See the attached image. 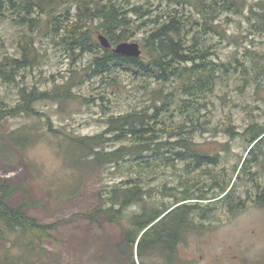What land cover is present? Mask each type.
<instances>
[{
	"label": "rangeland",
	"instance_id": "374dc122",
	"mask_svg": "<svg viewBox=\"0 0 264 264\" xmlns=\"http://www.w3.org/2000/svg\"><path fill=\"white\" fill-rule=\"evenodd\" d=\"M193 1L119 0L124 9L140 6V11L146 10L140 15L127 14L133 28L127 41L137 42L141 56L146 58L142 44L155 27L154 21L164 19L174 10L182 18L197 17ZM235 1L239 10L222 12L214 21L226 30L227 37L220 39L212 34L207 40L214 52L210 58L230 60L231 71L237 67V73L230 74L229 85L217 90L208 107L200 111L198 120L206 124L204 129H196L193 141L198 148L218 152L219 161L198 169L178 159L170 163L156 160L150 168L122 161L117 166L93 165L89 158L81 168L73 165L70 153L64 151V136L50 133L45 117L54 128L72 137L103 134L108 117L131 109L152 113L155 99L160 100L157 101L160 105L164 94L172 92L177 96L178 85L175 82L162 84L119 67L94 75L90 54L76 56L72 61L63 46L51 38L54 33L50 27L28 33L29 43L32 38L35 48L31 54L36 59L17 72L15 82L0 79V97L11 105L16 102L21 86L51 90L68 78H73L71 91L75 95L74 99L62 102H37L39 116L8 119L0 129L4 134L23 125H34L37 129L23 160L11 164L0 162V187L4 184L17 187L10 204H23L28 214L54 227L53 238L45 241L38 253L29 255L34 264H141V261L145 264H264V208L254 201L255 189H251L250 182L242 176L235 185L234 201L238 206L232 211L228 204L214 203L212 198L219 192V187L211 186L213 178L220 179L222 185L234 179L235 165L245 155L249 144L243 134L245 128L251 123L264 125V30L253 26L255 21L249 14L250 7L258 10V4L264 0ZM25 29L16 25L10 15L0 18V61L6 56L21 58L19 45ZM237 60L242 66L237 65ZM243 68L251 77L256 76V81L243 82L238 88L242 83L238 73ZM174 114V122L182 120ZM229 125L230 134L226 132ZM113 134H105L100 145L102 151L131 144V138L117 140ZM156 135L161 153L171 156L173 145L164 141L176 142L178 138L165 131H157ZM4 136L10 141L9 136ZM68 146L71 150L73 145ZM262 150L264 153V145ZM256 168L254 165L251 170ZM263 179L259 174V184ZM134 185L141 189L140 202L159 209L174 204L177 199L180 203L198 204L188 223L191 229L173 252L148 248L143 250L140 259L134 247L130 249L131 260L126 259L121 228L129 227L128 222H110L106 216L94 213L110 202L113 190L122 193ZM201 194L208 199H198ZM140 202L126 208V217L140 211ZM0 250H4L1 244ZM0 264L4 263L0 261Z\"/></svg>",
	"mask_w": 264,
	"mask_h": 264
},
{
	"label": "trees",
	"instance_id": "16d2710c",
	"mask_svg": "<svg viewBox=\"0 0 264 264\" xmlns=\"http://www.w3.org/2000/svg\"><path fill=\"white\" fill-rule=\"evenodd\" d=\"M236 2L194 0L193 7L197 17L191 15L182 18L175 10L168 12L164 19L154 21L155 27L146 36L142 44L147 55L144 58L142 54L132 57L114 53L110 48H101L97 41L99 33L104 34L112 46L127 41L133 33L127 14L145 13L146 10L140 11V6L124 9L119 0H0V18L5 19L10 15L16 25L26 28L19 45L21 58L3 57L0 61V79L7 83L15 82L17 72L36 59L31 54V50L35 48L32 38L29 43L28 33L48 26L54 33L51 38L63 46L72 61L76 56L90 54V68L94 75L119 67L143 78H153L162 84L175 82L178 85L177 96L174 97L172 92L164 94L160 105L157 104L160 100L155 99L152 113L131 109L122 115L108 117V126L103 134L72 137L61 129L54 128L48 117H45L47 130L57 137L64 136V151L70 153L73 165L81 168L88 158L93 165L117 166L122 161L124 164L129 162L131 166L143 168H150L156 160L170 163L177 159L187 161V166L193 169L213 165L219 161V153L198 148L192 135L196 129H204L206 124L205 121L198 120L200 111L208 107L211 96L217 90L229 85L230 74L237 73V67L235 71H231L230 60L211 59L213 47L207 44L212 34L220 39L227 37L226 30L214 21L218 20L222 12L239 10ZM257 9L250 7L249 14L253 15V26L264 30V3H259ZM236 63L242 66L238 60ZM238 74H241L239 79L242 81L237 85L238 88L244 83L248 84V81H256V76L251 77L244 68ZM72 80L73 78H68L51 90L21 86L18 88L16 102L11 105H7L0 97V129L5 120L39 116L40 112L35 106L37 102L74 99ZM174 113L182 120L174 122ZM36 130L34 125H23L5 134L0 130V162L11 164L23 160L25 149L35 137ZM157 131L170 132L178 138L176 142L164 141L173 145L171 156L161 153ZM226 132H232L230 125L226 127ZM112 133V137L117 140L131 138V144L102 151L100 145L106 138L105 134ZM243 134L249 144L245 155L235 165L234 179L225 185L218 178L211 180L212 187H219V192L212 197L215 199L213 202L228 204L230 211L238 206L234 201L235 185L242 176L250 182L251 189H255L254 201L264 208V181L261 184L258 182V175L264 176V125L251 123ZM4 135L9 136L10 141L5 140ZM68 144L73 145L71 150ZM260 154L263 156L260 157ZM254 165L258 168L252 171ZM80 179L78 177V181ZM16 191L17 187L12 185L4 184L0 187V244L4 249L0 250V261L4 264H34V260H29V255L38 253L44 242L53 238L51 231L54 227L28 214L23 204L11 205L9 201ZM119 192L113 190L110 202L94 210V213L106 216L108 221L114 223L126 220L129 227H122L125 241L133 248L137 240V255L140 259L143 250L148 248L169 247L173 252L179 239L177 225L188 224L191 213L198 209V204L186 203L172 207L180 202L179 199L160 209L140 202L141 189L138 185ZM198 199L208 198L201 194ZM133 202H140L141 209L126 217L125 210ZM163 213L165 214L160 219L141 234L145 226ZM141 264L145 263L141 261Z\"/></svg>",
	"mask_w": 264,
	"mask_h": 264
},
{
	"label": "water",
	"instance_id": "95a60500",
	"mask_svg": "<svg viewBox=\"0 0 264 264\" xmlns=\"http://www.w3.org/2000/svg\"><path fill=\"white\" fill-rule=\"evenodd\" d=\"M97 40L103 48H110L114 53L117 54L132 57H138L142 54L140 45L135 41H122L112 46L109 39L102 33L97 35Z\"/></svg>",
	"mask_w": 264,
	"mask_h": 264
},
{
	"label": "flooded vegetation",
	"instance_id": "af4514ba",
	"mask_svg": "<svg viewBox=\"0 0 264 264\" xmlns=\"http://www.w3.org/2000/svg\"><path fill=\"white\" fill-rule=\"evenodd\" d=\"M178 204H180V202L179 203H176V204H174V205H172V207H174V206H176V205H178ZM172 207H170V209L172 208ZM165 213H167V211L165 212ZM165 213H163L162 215H160V216H158L156 219H154L152 222H150L147 226H145L143 229H142V231H141V234L145 231V230H147L149 227H151L152 225H153V223H155L158 219H160V217H162ZM116 223H119V222H116ZM125 225V224H124ZM177 227L179 228V239H178V241L176 242V245H175V249H176V247L180 244V241H181V239L182 238H184L185 237V234L188 232V230L189 229H191L190 227V224H186V223H183V224H179V225H177ZM188 228V229H187ZM122 229V231L124 232V230H123V228H121ZM139 237V236H138ZM122 243L124 244V247H126V259H129V260H131L130 259V255H131V247L127 244V242L125 241V238H124V235H123V238H122ZM135 247V250L137 251V240L135 241V245L133 246V248ZM159 248V247H158ZM161 249V248H160ZM147 250V249H146ZM162 251L164 250V251H171L170 249H169V247H164L163 249H161ZM172 252V251H171ZM129 254V255H128ZM170 258V257H169Z\"/></svg>",
	"mask_w": 264,
	"mask_h": 264
}]
</instances>
